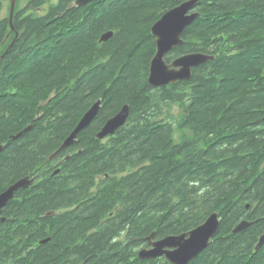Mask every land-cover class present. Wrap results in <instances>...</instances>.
Masks as SVG:
<instances>
[{
    "label": "trees",
    "instance_id": "obj_1",
    "mask_svg": "<svg viewBox=\"0 0 264 264\" xmlns=\"http://www.w3.org/2000/svg\"><path fill=\"white\" fill-rule=\"evenodd\" d=\"M76 1L57 0L42 16L34 9L45 0L16 3L11 29L0 0V192L34 179L3 210L0 264H152L130 259L134 247L213 213L218 234L191 264H264V245L254 248L264 233V0H201L166 61L214 60L165 88L148 83L151 27L187 0ZM99 101L72 148L50 162ZM123 106L125 124L98 139ZM242 221L249 226L232 233ZM95 227L103 230L87 237ZM120 230L126 244H112Z\"/></svg>",
    "mask_w": 264,
    "mask_h": 264
},
{
    "label": "water",
    "instance_id": "obj_2",
    "mask_svg": "<svg viewBox=\"0 0 264 264\" xmlns=\"http://www.w3.org/2000/svg\"><path fill=\"white\" fill-rule=\"evenodd\" d=\"M9 1V24L12 25V18L16 7L17 0ZM94 0H77L76 6H83ZM201 0H187L180 5L167 11L151 27V34L155 39L156 53L152 58L149 66L148 83L153 88H162L169 84L179 81H188L191 78L192 69L214 60L213 56L203 55L201 53H191L180 56L172 61L170 65L165 63V56L174 47L183 44L182 34L185 28L190 25L199 14L194 12ZM12 29V26H11ZM112 36L111 32L104 33L100 41L105 42ZM11 46V45H10ZM100 109V102L95 103L83 115L76 129L68 136L60 149L68 147L75 142L77 134L84 130L90 122L96 117ZM129 116L128 106L122 107L119 112L110 118L100 132L97 134L98 139L112 136L124 125ZM52 156L50 159H52ZM56 174V172L54 173ZM28 178L21 179L7 188L0 194V214L1 210L11 201L14 194L19 189H24L32 184ZM219 226V216L217 213L211 214L206 221L196 229L183 234L179 237H168L154 245L151 251L143 250L139 253V259L147 260L166 255L174 264H189L190 260L202 252L209 240L214 236ZM249 226V223L240 224L234 233L243 231ZM264 243V237L256 246L257 249ZM176 248L173 253L163 252L165 248Z\"/></svg>",
    "mask_w": 264,
    "mask_h": 264
},
{
    "label": "flooded vegetation",
    "instance_id": "obj_3",
    "mask_svg": "<svg viewBox=\"0 0 264 264\" xmlns=\"http://www.w3.org/2000/svg\"><path fill=\"white\" fill-rule=\"evenodd\" d=\"M35 1H37V0H26V4H25V6L23 7V8H27L28 6H30V4L31 3H33V2H35ZM57 1V0H56ZM47 2H48V0H45V3L42 5V6H40V7H38V8H35L34 9V11H35V13L36 14H38V15H40V16H42V15H44V14H46L48 11H49V9L51 8V6H53V5H55V4H52V5H50L49 6V8H48V10L45 12V13H43V14H40L39 13V10L43 7V6H45L46 4H47ZM177 47V46H176ZM175 48V47H174ZM174 48L170 51V52H168L167 54H166V56H165V58H164V60H165V63L167 64V65H170L171 63H172V61L174 60V59H176V58H174V59H172L169 63H167V61H166V58L167 57H169V54L174 50ZM186 55V54H185ZM179 82H185V81H179ZM177 83V82H176ZM173 84H175V83H173ZM169 85H172V84H169ZM169 85H167V86H165V87H168ZM165 87H162V88H165ZM100 102V101H99ZM174 107H178V106H176V105H173L172 107H171V109H170V111H172L173 110V108ZM179 108V107H178ZM100 109H101V102H100ZM100 109H99V111H100ZM169 111V112H170ZM119 112V111H118ZM117 112V113H118ZM99 113V112H98ZM116 113V114H117ZM115 114V115H116ZM170 115L171 114H168V115H166V116H164V117H162L161 119H166V120H169L171 117L174 119V120H178V119H180V117H175L174 115H171V117H170ZM114 116V115H113ZM112 116V117H113ZM112 117H110V118H112ZM130 117V116H129ZM109 120V119H108ZM116 133V132H115ZM114 133V134H115ZM113 136V135H112ZM108 137H111V136H107V137H105L104 139H106V138H108ZM70 148H72V147H70ZM3 149V148H2ZM2 149L0 150V151H2ZM69 149V148H68ZM68 149H66V150H68ZM80 151V150H79ZM57 152V151H56ZM54 153L53 155H54V159L53 160H51L50 158L48 159L50 162H55L56 160V158H57V155H58V152L57 153ZM65 160H66V158H65ZM58 164V163H57ZM33 182H34V179H33ZM33 182H32V184H33ZM100 184H101V180L100 179H96L95 180V182H94V185L90 188V193H96L97 191H98V189L100 188ZM10 186V185H9ZM8 186V187H9ZM7 187V188H8ZM6 188V189H7ZM5 189V190H6ZM5 190H3L2 192H0V194L1 193H3ZM17 192V191H16ZM16 192H15V194H16ZM15 194H14V196H15ZM14 198V197H13ZM13 200V199H12ZM77 205L78 204H72V206L71 207H69V208H62V209H60V210H58V211H54L53 213H51L52 215H55V213L58 215V214H63V213H65V212H71V211H74L75 209H76V207H77ZM6 207V206H5ZM4 207V208H5ZM4 208L1 210V214H0V221L1 222H3V221H5V218L3 217V210H4ZM246 209H249V207H247ZM115 210H117V208H115L114 209V211L112 212V213H108V215L106 216V217H104L102 220H100V222H99V225H104V222L106 221V220H108V218H113L114 217V214H115ZM219 216V215H218ZM242 222H244V221H242ZM245 222H247V223H249L250 224V222H248V221H245ZM219 225H220V217H219ZM219 228V227H218ZM103 229L100 227H95V228H93V229H90V230H88L87 231V233H86V236L87 237H89L91 234H94V233H97L98 231H102ZM193 230V229H192ZM192 230H189V231H192ZM218 230V229H217ZM234 230V229H233ZM232 230V231H233ZM126 230H120V231H118V233L114 236H112V237H110L109 239L111 240V243L112 244H121V245H123V244H126ZM188 231H186V232H182V233H180V234H171V235H164V236H156L155 235V233L153 232V233H151L149 236H147L146 237V239H145V241H144V243L141 245V246H138V247H134V251H135V254L133 255V256H131V258L130 259H137V260H141V261H148V262H151L152 264H174V263H170L168 260H167V258H166V255L164 254V255H162V256H159V257H156V258H154V259H147V260H143V259H139V253L141 252V251H143V250H146V251H151V250H153L154 249V245L155 244H157V243H159V242H161L162 240H164V239H166V238H168V237H179V236H181V235H183V234H186ZM217 233V232H216ZM216 233H215V235L213 236V238L212 239H210V242H209V245H210V243H211V241L214 239V237L216 236ZM218 234V233H217ZM264 236V233L260 236V237H258V240H257V242H256V244H255V246L258 244V242H259V239H261L262 237ZM208 245V246H209ZM264 245V244H263ZM208 246L195 258V259H193V260H191L190 262H189V264H191L192 262H195V261H197V259L200 257V255L208 248ZM254 248H256V247H254ZM255 250V249H254ZM176 251V248H165L164 250H163V252H166V253H173V252H175Z\"/></svg>",
    "mask_w": 264,
    "mask_h": 264
},
{
    "label": "rangeland",
    "instance_id": "obj_4",
    "mask_svg": "<svg viewBox=\"0 0 264 264\" xmlns=\"http://www.w3.org/2000/svg\"><path fill=\"white\" fill-rule=\"evenodd\" d=\"M2 1H3V9L1 12V17L3 18L9 15V9H7L9 6V1L8 0H2ZM16 3H17L18 8L21 9L25 6L27 2L26 0H17ZM55 3H56V0H48L47 4L39 10V13L40 14L45 13L48 10L49 6ZM181 112H182L181 109H179L178 107H174L172 110V113L174 114L175 117H180ZM179 136H180L179 133L176 134L175 136L176 141L178 140Z\"/></svg>",
    "mask_w": 264,
    "mask_h": 264
},
{
    "label": "bare ground",
    "instance_id": "obj_5",
    "mask_svg": "<svg viewBox=\"0 0 264 264\" xmlns=\"http://www.w3.org/2000/svg\"><path fill=\"white\" fill-rule=\"evenodd\" d=\"M196 8H197V7H196ZM194 12H195V10H194ZM155 53H156V51H155ZM201 54H202V53H201ZM154 55H155V54H154ZM203 55H205V54H203ZM123 107H124V106H123ZM128 108H129V107H128ZM82 117H83V116H82ZM82 117H81V119H82ZM81 119H80V120H81ZM127 120H128V119H127ZM127 120H126V121H127ZM107 121H108V120H107ZM79 122H80V121H79ZM79 122H78V124H79ZM91 122H92V121H91ZM91 122H90V123H91ZM78 124H77V125H78ZM124 124H125V123H124ZM77 125H76V127H77ZM76 127L74 128V130L76 129ZM84 129H85V128H84ZM74 130H73V131H74ZM73 131H72V132H73ZM72 132H71V133H72ZM80 132H81V131H80ZM80 132H79V133H80ZM71 133H70V134H71ZM79 133H78V134H79ZM78 134H77V136H78ZM77 136H76V138H77ZM67 139H68V137H67V138L63 141V143L60 145V147L58 148L57 152H61V151L65 150V149H67L68 147L72 146V145L76 142V139H75V142H74L72 145L60 149L61 146L64 144V142H65ZM103 139H104V138H103ZM0 150H1V148H0ZM52 156H54V155H51L49 158H51ZM53 159H54V158H53ZM53 159H51V160H53ZM51 160H50V161H51ZM28 179H29V178H28ZM29 180H30V179H29ZM32 181H33V179H32ZM31 185H32V184H31ZM244 222H245V221H244ZM244 222L239 223V224L234 228V230L232 231V233H234V231L237 229V227H238L240 224L244 223ZM245 223H247V222H245ZM202 224H203V223H202ZM202 224H201V225H202ZM198 227H199V226H198ZM218 227H219V226H218ZM195 229H196V228H195ZM193 230H194V229H193ZM189 232H190V231H189ZM216 232H217V231H216ZM187 233H188V232H187ZM238 233H239V232H238ZM234 234H235V233H234ZM214 235H215V234H214ZM263 237H264V236H263ZM263 237H262V238H263ZM212 238H213V237H212ZM212 238H211V239H212ZM262 238H261V239H262ZM261 239H260V240H261ZM260 240H259V243H260ZM209 242H210V240H209ZM259 243H258V244H259ZM258 244H257V245H258ZM263 244H264V243H263ZM263 244H262V245H263ZM208 245H209V244H208ZM208 245H207V246H208ZM257 245H256V246H257ZM259 247H260V246H259ZM259 247H258V248H259ZM258 248H257V249H258ZM200 253H201V252H200ZM200 253H199V254H200ZM199 254H198V255H199ZM198 255H197V256H198ZM197 256H196V257H197ZM196 257H194L193 259H195ZM193 259H191V260H193ZM167 260L171 263V261H170L168 258H167ZM191 260H190V261H191Z\"/></svg>",
    "mask_w": 264,
    "mask_h": 264
}]
</instances>
